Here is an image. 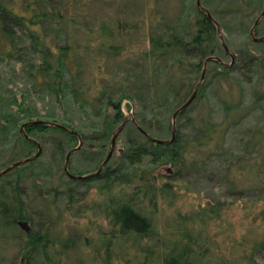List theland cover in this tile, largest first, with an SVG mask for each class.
<instances>
[{
  "label": "rangeland",
  "instance_id": "374dc122",
  "mask_svg": "<svg viewBox=\"0 0 264 264\" xmlns=\"http://www.w3.org/2000/svg\"><path fill=\"white\" fill-rule=\"evenodd\" d=\"M82 1L86 6L80 8L81 13L76 20L62 26L65 39L74 44H85L91 38L92 43H99L103 35L101 26L111 24L121 34L115 44L121 53L103 63L99 60L97 64L82 51V58L74 65V70H79L78 83L93 96L101 90H107L114 98L126 94L141 100L142 96L144 101L140 102L123 100L125 118L132 122V118L136 120L140 116V120L147 121L146 126L152 131V136L170 140L171 134L167 130L170 124L171 131V116L169 123L154 120L147 92L149 86L162 87L169 80L182 79L184 83L178 85L177 89L183 90L182 94L188 93L191 77L187 72L175 73L173 77L163 75L162 69L155 74L152 65L145 61V54L150 49L149 36L157 30V26L159 29L158 23L173 21L182 14L183 18H188L185 15L188 9L186 5L192 3L195 6L196 0ZM208 5L217 10L218 17L219 12H224L225 21L229 23V33L218 28V39H222L228 52L220 43L217 54L210 57L218 58L224 67L232 68L240 65L236 58L243 45L251 48L254 54L258 53L259 49L247 43L248 35H244L243 26L247 27L251 18L243 17L241 20L244 12L237 16L233 12L235 10H228L222 0H211ZM251 10L244 16L254 13ZM258 13L259 10L256 16ZM258 27L260 31L255 37H264V17ZM53 28L56 30L51 26L45 29L51 40L58 39ZM10 69L8 65L0 64V81L12 75ZM217 73L215 64L209 62L202 97L192 103L183 119L175 120L184 146L179 169L178 166H158L152 171V167H148L158 179L157 185L171 184L176 197L172 205L158 203L156 214H151L156 227L151 236L146 239L131 237L127 243L123 241L124 249L119 247L122 240L115 234L116 229L111 226V220L105 213L103 204L106 198L98 189L100 183L76 185L72 191L74 202L69 203V177L65 166L71 150L65 151L61 159L57 157L58 152L52 141H47L48 144L42 147L34 140L43 153L36 159L39 169L32 172V169H27L26 163L19 166L23 171L16 172L17 167L7 173L8 178H0V185L21 182L23 209L30 228L27 233L19 226V221L11 228L6 227L5 221L14 215L0 221V264H47V259L53 264H141L144 259L142 255L136 256L134 246H150L165 253L166 243L173 239L171 225L178 216H196L201 214V209L209 206L222 208L219 217L206 218L202 229L210 256L215 260L239 264H264V166L260 160L264 156V119L256 107L248 104L246 98L249 94H242L240 84L238 86L231 80L220 81L223 79ZM198 80L193 77V86ZM0 86H3V82H0ZM44 104L35 105L41 115L47 114ZM225 104L232 107L228 113L223 110ZM59 115L64 114L59 112ZM216 122L219 125L216 133L212 134ZM128 133H132V130L119 134L111 158L112 165L120 161L118 157L131 137ZM58 135L56 132L47 134L49 139H59ZM112 138L105 143H102L105 140L83 143L82 148L71 157L70 173L76 176L96 173L110 152ZM18 143V139L12 140L7 147L0 149V172L14 164H11L13 157L20 152ZM78 146L79 141L75 143V148ZM102 146L106 147L100 154ZM37 153L34 150L25 159ZM191 225L195 229L200 228L196 221ZM32 233L42 235L43 239L48 238L49 241L32 244L29 238ZM64 241L71 246L63 249L61 242Z\"/></svg>",
  "mask_w": 264,
  "mask_h": 264
},
{
  "label": "trees",
  "instance_id": "16d2710c",
  "mask_svg": "<svg viewBox=\"0 0 264 264\" xmlns=\"http://www.w3.org/2000/svg\"><path fill=\"white\" fill-rule=\"evenodd\" d=\"M210 1L202 0L201 5L209 12L219 29L229 33V23L228 20L225 21L226 14L219 12L220 17H218L217 10L208 5ZM222 2L228 10H235L233 12L237 16L244 12L241 20L243 17L251 18L247 27L243 26L244 35H248L247 43L259 51L254 54V51L245 44L238 51L236 58V62L240 61V65L228 68L217 62L213 63L217 68L218 76L223 79L220 81L231 80L238 86L240 84L242 94H249L246 98L248 104L256 107L264 119V42L254 43L249 39L250 30L262 11L264 0L263 3L262 0H222ZM85 6L82 0H0V64L8 65L12 72L8 79L5 77V80L0 81L3 82V86H0L2 142L0 149L7 147L12 140L18 139L20 152L14 155L11 164L29 157L34 150L38 151L37 145L27 140L21 130L26 123L51 120L52 123L76 131L83 143L102 140H105L102 142L105 143L113 137L114 132L125 120L122 111L123 100L131 99L133 102L143 100L142 96L141 100H138L126 94L114 98L107 90H101L93 96L88 89L85 90L78 83L79 70H74V65L82 58L80 57L82 51L86 55L89 54L92 61L101 60L102 63L118 57L121 53V49L115 45L121 34L111 24L101 26L103 35L99 43H92L91 38L85 44H74L65 39V29L62 26L68 21H75L81 13L80 8L84 9ZM186 6L188 9L185 15L188 18H183L182 14L173 21L158 23L159 29L157 26V30L149 36L150 49L145 54V61L148 65H152L155 74L162 69L163 75L173 77L175 73L187 72L191 77L187 86V89L190 87L189 91L185 94L181 93L183 90L177 89L178 85L184 83L182 79L169 80L162 87L149 86L147 94L152 106L150 112L152 118L165 120L167 123L170 122V116L172 119L174 112L192 94L196 86H193V77L200 80L205 58L217 54L220 47L215 25L196 8V4L194 6L190 3ZM251 8L254 13L244 16ZM49 26L56 27V30L55 28L53 30L58 39L51 40L46 34L45 29ZM259 31L257 26L255 34ZM205 83L204 78L193 102L202 97ZM45 102L47 104H44ZM40 103L47 108V114L41 115L36 108L35 105ZM186 110L180 113L176 120L183 119ZM223 110L228 113L232 107L225 104ZM59 112L64 115H59ZM136 120L141 128L152 135V131L146 126V120H140V116ZM129 122L122 132L132 130V133H128L131 137L126 149L119 155L120 161L116 165L111 164V159L101 174L86 180L67 177L69 203L74 202L72 191L76 185L100 183L98 189L106 198L103 204L105 213L111 220V226L116 229V232H113L119 240H122V245L120 242L119 247L123 249L125 245L123 241L127 243L131 237L146 239L154 233L156 227L151 214H156L159 202L172 205L176 200L173 186L168 183L158 186V179L152 171L158 166H178L179 169L184 149L179 138L180 129L176 127V123L173 143L159 145L144 137L133 122ZM217 123L213 124L212 134L217 131L219 125ZM24 131L27 137L37 141L42 147L48 144L47 141H52L58 152L57 157L61 159L65 156V151L74 149L75 143L79 141L75 135L44 125H28ZM49 132L60 134L59 139H49L47 136ZM167 132L171 134L170 124ZM91 147L94 148L92 145ZM105 147H101L100 154H103ZM260 160L264 166V156ZM37 165L38 162L35 160L28 163L27 169L36 172L39 169ZM148 167H152V171ZM20 169L17 168L16 172L23 171ZM80 174L77 176H82ZM8 177L7 174L2 179ZM59 193L65 196L62 191ZM200 211L201 214L198 213V216H178L176 222L171 225L173 239L166 243L165 253H160L150 246H134V250L137 251L136 256L142 255L144 259L141 264H239V262L213 259L202 230L204 223L207 222L206 218L219 217L222 208L209 206ZM9 215L14 216L5 221ZM22 220L29 219L26 218L23 209L21 182L1 184L0 221H5V226L11 228L17 221ZM193 221L197 222L199 229L193 228V225L189 226ZM29 238L35 245L41 241H49L48 238L45 240L42 235L33 233ZM61 246L65 249L71 244L67 242L65 244L64 241L61 242ZM46 262L53 264L49 259Z\"/></svg>",
  "mask_w": 264,
  "mask_h": 264
},
{
  "label": "water",
  "instance_id": "95a60500",
  "mask_svg": "<svg viewBox=\"0 0 264 264\" xmlns=\"http://www.w3.org/2000/svg\"><path fill=\"white\" fill-rule=\"evenodd\" d=\"M195 4H196V8L204 13L207 18L215 25V27L217 28V35L219 36V27H218V24L213 20V18L211 17V15L209 14V12L207 10H205L202 5H201V0H196L195 1ZM264 17V4H263V8H262V11L260 13V15L258 16V18L255 20L251 30H250V37L252 39V41L254 43H262L264 42V37H260V38H256L255 37V30L257 28V26L259 25V22L260 20ZM220 40V43L224 49V51L227 53L228 50L226 48V46L224 45V43L222 42V39L219 38ZM231 59L233 60V58L231 57ZM209 62H217L219 64H222V62L218 59V58H214V57H208L205 59L204 63H203V68L201 70V75H200V80L198 81V83L196 84V86L194 87L193 89V92L192 94L190 95V97L174 112V114L172 115V126H171V138L170 140H161V139H157L155 137H153L152 135H150L148 132H146L143 128H141L139 126V124L136 122V120L134 118H132V122L133 124L136 126L137 130L144 136L146 137L148 140H150L151 142L153 143H156V144H159V145H170L171 143H173L174 139H175V132H176V129H175V120L177 118V116L182 113L184 110H186L191 104L192 102L195 100L196 96H197V93H198V90L201 86V84L203 83L204 81V78H205V72H206V66ZM129 122L128 118H125L124 122L118 127V129L114 132L113 134V138H112V141H111V147H110V152L107 156V158L104 160V162L102 163L101 167L99 168V170L96 172V173H93V174H90V175H87V176H76V175H73L70 173L69 171V166H70V160H71V157L76 153L78 152L82 146H83V141L81 139V137L79 136V134L76 132V131H73L71 129H69L68 127L66 126H63L61 124H56V123H52V122H47V121H33V122H30V123H26L22 126V132L23 134L25 135V138L31 142H33L34 144L37 145L38 147V153L32 157V158H29V159H25V160H21L19 162H16L14 163L11 167L5 169L4 171L0 172V178L4 175H6L7 173H9L10 171L16 169L17 167L19 166H22L26 163H29V162H32V161H35L38 157L41 156V153H42V148L41 146L35 142L34 140L30 139L29 137H27V135L25 134V127L28 126V125H44V126H47V127H53V128H57V129H61L67 133H70L72 135H75L78 137L79 139V146L73 150H71L67 157H66V166H65V170H66V174L68 175L69 178L71 179H74V180H86V179H90V178H93V177H96L98 176L99 174L102 173L103 169L107 166V164L110 162L114 152H115V146H116V141L118 139V136L119 134L122 132L123 128L127 125V123ZM19 226L21 228H23L27 233L30 232V228H29V224L27 221H19Z\"/></svg>",
  "mask_w": 264,
  "mask_h": 264
}]
</instances>
